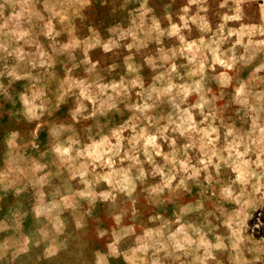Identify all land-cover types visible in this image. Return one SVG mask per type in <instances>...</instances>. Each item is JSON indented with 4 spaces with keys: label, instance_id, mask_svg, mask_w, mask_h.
Returning a JSON list of instances; mask_svg holds the SVG:
<instances>
[{
    "label": "rangeland",
    "instance_id": "rangeland-1",
    "mask_svg": "<svg viewBox=\"0 0 264 264\" xmlns=\"http://www.w3.org/2000/svg\"><path fill=\"white\" fill-rule=\"evenodd\" d=\"M142 2L0 0V83L11 95L5 102L0 94V264H264V0H206L207 12L188 0H148L146 9L151 11L141 16L137 9ZM184 7L187 13L181 11ZM166 13L181 28L185 45L166 36L162 45L155 43L153 17L167 29ZM180 16H185L187 27ZM201 17L207 21L206 29L200 27ZM108 28L115 31L109 33ZM134 38L138 47L129 52L124 45ZM86 39L101 43L112 39L120 46L109 53L100 47L89 51L92 62L99 61L95 73H85L78 66L68 74L67 69L83 58ZM161 47L163 52L157 50ZM129 55L141 66L145 89L156 74L144 63L146 56L161 63L159 57L168 55L170 60L157 72L175 62L179 75L173 73L170 79L177 84L199 79L201 62L206 77L227 81L223 86L206 81L211 103L204 115L192 110L195 130L181 135L179 130L171 131L173 124L165 133L176 141L174 158L187 168L165 161L163 154L173 158L172 149L168 140H157L162 155L155 157V166L143 165L152 173L147 184L163 183L166 177L157 169L165 173L172 169L176 178L161 197H149L145 185L137 183L135 204L113 188L114 180L145 159L141 153L139 161H133L132 152L129 159L123 158L134 135L132 128L138 131L146 125L153 131L168 123L170 113L179 123L182 110L195 103L197 95H190L175 110L166 96L157 98L154 93L147 101L137 96L140 87L115 96L117 108L100 118V131L109 134L110 145L119 137L121 152L110 167L97 162L94 171L107 178L93 184L91 168L73 179L81 171L78 162L52 163L44 130L36 141L38 148L28 143V130L35 122L28 125L17 113L23 107L19 93L29 81L10 85L12 77L7 75L9 71L39 74L42 79L36 90L46 85V95L54 100L56 83L66 75L89 83L118 84L121 76L130 79L124 63ZM112 64L116 68L109 72ZM189 72L196 74L188 76ZM69 86L75 91L78 84L69 79L65 89ZM137 103L152 105L143 115L157 119H138L141 114L125 108ZM63 111L64 105L60 114ZM14 130L20 137L9 146L5 140ZM193 170L199 171V177L187 179ZM181 179L185 184L177 187ZM116 215L120 221L114 219ZM177 242L181 248L175 246Z\"/></svg>",
    "mask_w": 264,
    "mask_h": 264
},
{
    "label": "clouds",
    "instance_id": "clouds-1",
    "mask_svg": "<svg viewBox=\"0 0 264 264\" xmlns=\"http://www.w3.org/2000/svg\"><path fill=\"white\" fill-rule=\"evenodd\" d=\"M148 0H143L141 6L137 11L141 16L144 15L145 10L151 11V9H146ZM189 4H201V11L207 12V8L203 7V4L206 3V0H188ZM239 3V0H237ZM182 12L187 13L189 11L188 7L181 9ZM165 18L169 21V27L163 29L160 26L159 21L155 20L153 17V29L156 32L155 43L157 45H162L163 37L169 39L176 37L181 45H185L186 38L181 34V28L172 23V16L170 13H166ZM236 17H234L235 19ZM182 21H185L184 27H187V20L185 16H180ZM200 20L203 22L200 27L201 29H206L208 27L207 21L204 17H201ZM90 32L95 30L89 28ZM109 33L114 32L115 29L108 28ZM188 44L187 47L191 49L194 45ZM120 45L114 42L112 39H109L107 42L101 43L98 39H94L89 42L87 39L83 43V58L79 61V65L74 64L72 68L67 69V73L71 74L73 69L78 66H83L85 73H95L99 61L93 63L89 51L96 47L102 48L104 53L113 52L114 48H118ZM68 45H65L67 48ZM75 47V46H74ZM126 49L131 52L134 47H138L136 43V38H134L133 43L124 45ZM159 52H163L164 49L158 48ZM174 51V49H173ZM170 57L168 55H162L159 57L158 63L156 59L151 56L144 57V63L156 73L153 77V83L149 85L147 89L143 87V77L139 74L141 71V66L133 62V57L131 55L126 56L124 59L125 67L129 74H131L130 79H125L123 76L120 77V82L117 84L114 81L110 83H103L102 81H93L91 83L86 80L80 79L76 81L74 77L66 75L64 80L57 81L56 88L54 92V100L50 99L46 95V85L41 84L39 90L37 89V82H39L42 77L37 75H32L31 73L18 74L13 71L7 73L8 76L12 77L10 85L12 82L27 80L29 81L28 86L25 91L19 93V102L23 106L22 110L17 113L18 116L22 117L23 121L32 125L34 122V127L28 130V136L30 139L28 143L33 147H39L36 143L37 139L41 135V130L47 134L49 138V148L47 153L52 158V163L55 164L57 161L61 163L73 162L76 161L77 167L81 169L73 174L71 178H75V175H83L84 169L91 168L93 179L91 183L95 184L99 180L105 179L107 177L102 176L94 171L97 162H100L101 166L110 167L113 158L120 155L121 152V142L119 137H117V143L115 145H110V136L108 133L100 131V118L108 117L109 113L116 109V103L114 102V97L121 94L128 95L132 89L140 87L141 91L137 92V96H140L147 100L153 99V94L155 93L157 98L161 96L168 97V103L172 108L179 109L181 105L187 102L190 95L196 94L197 100L195 103L189 105L187 108L182 110V113L179 117L180 122L176 123V120L173 118V114L170 113L167 117L168 123L166 125L156 127L153 131H150L148 127L141 126L138 131L136 127L132 128L134 135L131 137L130 147L124 150V159H129L128 152H132L131 159L133 161H139V156L142 153L145 157L144 161L141 162L138 166H134V171L132 166L129 170L124 171L120 178L114 180L113 188L115 191L122 193L126 196L132 204L136 203V186L137 183L144 184V191L148 193L149 197H161L165 190H171L172 182L175 180L174 170L170 169L167 173L163 169H157L160 172L162 177H166L162 184L160 185H151L147 184L148 177L152 174L148 172L144 164H149L155 166V157L162 155V146L157 143L158 139H166L169 142V147L172 149L170 159L169 154H163V158L168 163L173 165L180 163L181 167L187 168L186 164H183L180 161H177L174 157L176 155L175 139L166 137L165 133L169 131V126L175 124V127L171 128V131L175 132L180 131L181 135H184L186 132H190L196 129V124L193 116V109L200 110V114L204 115L203 110L206 106L210 105L211 101L206 98V92H210L211 89L206 87L207 80H216L222 86L227 83L226 80L220 79L217 76L206 77L204 75V64H200V77L199 79L192 80L190 82L177 84L170 79L173 73H178V66L175 62L171 63L169 67L165 69L164 72H157V68L163 67L164 62H168ZM221 65L225 64L224 60H219ZM183 67V65H181ZM231 67V64L228 65ZM116 68L115 64L108 66V71H114ZM264 68V65L261 66ZM261 68H257V71H260ZM196 73L189 72L188 76H194ZM69 79L74 80L78 87L74 91L72 86H69L65 89V83ZM156 82H160V86L157 87ZM96 89L97 91H94ZM0 94L5 98V102L11 99L8 88H6L2 83H0ZM71 100L69 104L68 101ZM89 104L91 107H89ZM64 105L63 114H60L61 106ZM2 107V106H0ZM152 105L144 103L140 105L139 103L133 105H125V108L134 109L137 113L141 114L137 118L147 119L149 121L156 120V117L153 116H144L143 114L148 111ZM119 111V109H117ZM11 116V113H8ZM159 119H165L164 117H159ZM92 121L91 124L86 123ZM17 124L21 121L17 120ZM79 126V127H78ZM110 132L115 130L110 129ZM204 135H208L207 131L201 129ZM213 132L216 131L215 128L212 129ZM231 134V131L228 133ZM20 137V132L18 130L11 131L8 134V138L5 140V143L11 146L17 138ZM105 145L108 147L105 149ZM44 154V153H42ZM47 165H45L46 167ZM199 171L193 170L187 179L191 180L199 177ZM108 175H112L109 173ZM185 180L181 179L179 182L180 185H184ZM19 195V190L17 192ZM108 197L106 196L105 199ZM112 203H116V198L113 195L111 197ZM116 221H120V215L114 217ZM152 219V217H149ZM177 248H181L182 245L177 242L175 245ZM153 264H158V261H153Z\"/></svg>",
    "mask_w": 264,
    "mask_h": 264
}]
</instances>
